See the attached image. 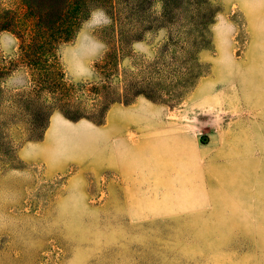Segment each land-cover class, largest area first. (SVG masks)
Masks as SVG:
<instances>
[{"label":"rangeland","instance_id":"1","mask_svg":"<svg viewBox=\"0 0 264 264\" xmlns=\"http://www.w3.org/2000/svg\"><path fill=\"white\" fill-rule=\"evenodd\" d=\"M140 1L146 16L130 20L140 40L117 36L128 9L95 8L60 51L75 83L106 80L113 55L105 68L121 96L112 107L156 106L152 145L128 135L153 164L130 162L122 179L104 170L101 129L80 140L88 167L68 175L47 180L20 160L52 109L34 93L20 40L0 32V63L20 65L0 80V264H264V0H209L195 14L184 0L172 23L162 1ZM5 7L22 0H0ZM206 16L210 38L197 40Z\"/></svg>","mask_w":264,"mask_h":264},{"label":"trees","instance_id":"2","mask_svg":"<svg viewBox=\"0 0 264 264\" xmlns=\"http://www.w3.org/2000/svg\"><path fill=\"white\" fill-rule=\"evenodd\" d=\"M156 1L164 3L166 11L163 16L168 17L171 23L176 18L174 9L184 6L182 4L184 0H153V3ZM140 2L152 4V0ZM136 4V0H22L20 9L0 8V32H10L20 40L18 57L31 77L34 93L42 97L45 103L50 104L51 116L55 111H60L73 121L88 119L90 112L83 110V107L87 106L92 107V113L98 115L103 125L112 105L120 103L121 95L117 89L112 88L111 82L117 74L106 72L105 68L114 59L113 55L112 59L111 55L108 57V61L101 68V74L106 80L102 78L100 83H75L68 78L64 70L60 51L78 36L83 24L95 8L108 7L112 11H117L120 7L128 9L129 16L126 19L129 24H125L126 26L122 24V32H118L117 36L124 44L128 43L130 38L133 42L140 40V34L133 33L137 26L130 23V20L138 15L141 17L146 15L136 7ZM187 4V13L195 14L200 13L202 8L209 4V0H188ZM212 20H208L206 16V19L199 24L201 28L197 40L206 41V38H210L208 25ZM182 39L185 43L191 40L190 37ZM195 45H199V42ZM185 50L184 48V52ZM193 60L199 66L196 56ZM18 67L20 65L14 62L10 68L0 63V80L10 76ZM160 73L154 72L153 77L158 79ZM200 77L199 74L195 75L196 79ZM136 93L137 97L144 95V93Z\"/></svg>","mask_w":264,"mask_h":264},{"label":"crops","instance_id":"3","mask_svg":"<svg viewBox=\"0 0 264 264\" xmlns=\"http://www.w3.org/2000/svg\"><path fill=\"white\" fill-rule=\"evenodd\" d=\"M155 108L145 98H140L129 106L115 105L101 128L86 120L72 122L61 113H54L43 139L24 145L18 156L24 164L41 168L47 180H54L70 174L76 167H88V161L79 156L82 147L80 140L82 137H93L101 129L108 136L103 142L104 170L122 179L127 174L126 166L130 162L137 164L145 161L149 165L153 164L151 156L140 153L138 143L132 142L134 140L129 139L128 135L132 136L137 132L144 134L147 147H150L153 137L159 131L158 116L151 114Z\"/></svg>","mask_w":264,"mask_h":264}]
</instances>
